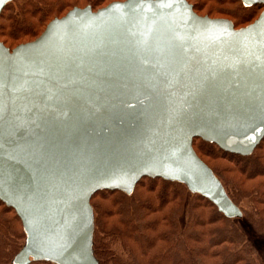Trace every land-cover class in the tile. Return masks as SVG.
<instances>
[{
  "label": "water",
  "instance_id": "obj_1",
  "mask_svg": "<svg viewBox=\"0 0 264 264\" xmlns=\"http://www.w3.org/2000/svg\"><path fill=\"white\" fill-rule=\"evenodd\" d=\"M241 1L263 6L242 29L187 0H125L0 41V201L27 236L14 264H98L92 198L144 178L242 217L194 149L248 157L264 141V0Z\"/></svg>",
  "mask_w": 264,
  "mask_h": 264
},
{
  "label": "trees",
  "instance_id": "obj_2",
  "mask_svg": "<svg viewBox=\"0 0 264 264\" xmlns=\"http://www.w3.org/2000/svg\"><path fill=\"white\" fill-rule=\"evenodd\" d=\"M17 1L9 2L0 16V41L11 50L35 41L53 20L74 8L98 11L125 0ZM200 1L212 2L216 10L211 13L233 21L241 13L252 19L257 9L263 10L261 5L245 7L241 0ZM228 5L234 9H226ZM194 149L242 217H227L185 184L163 179L144 178L132 195L101 191L91 200L98 264H264V243L256 242L264 238V141L248 157L226 153L201 139H195ZM203 156L224 159L232 169L215 168ZM26 241L17 213L0 201V264H14Z\"/></svg>",
  "mask_w": 264,
  "mask_h": 264
},
{
  "label": "rangeland",
  "instance_id": "obj_3",
  "mask_svg": "<svg viewBox=\"0 0 264 264\" xmlns=\"http://www.w3.org/2000/svg\"><path fill=\"white\" fill-rule=\"evenodd\" d=\"M20 1V0H18ZM17 1V2H18ZM192 4L195 3L196 6H198V9H199V16H202V17H210L212 19H227V20H230L228 18H225L224 16L222 15H219L217 13H211L210 10L213 8L212 6H214V4H212V2H208V1H200V0H191ZM214 10H216V8H213ZM226 9L230 10V9H234V7L232 5H228V7H226ZM263 10H260V9H257L256 12H255V16L254 18L250 19V17L248 16H243L242 13H241V16L233 21V20H230L234 23L236 29H242V28H245L251 24H253L259 17L260 15L262 14ZM240 15V14H239ZM250 21V23H249ZM249 24V25H248ZM10 44V42H9ZM196 144H199L198 141L195 142ZM204 157V156H203ZM205 161H207L210 165H212L213 167L215 168H220L222 170L224 169H232V165L230 163H228L227 161H225L224 159H210V158H207V157H204ZM258 241V243L262 244L264 243V238L263 237H259L258 239H256V242Z\"/></svg>",
  "mask_w": 264,
  "mask_h": 264
}]
</instances>
